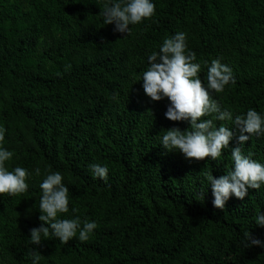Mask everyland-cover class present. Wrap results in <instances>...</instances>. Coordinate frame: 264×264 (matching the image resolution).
Instances as JSON below:
<instances>
[{"label":"trees","instance_id":"1","mask_svg":"<svg viewBox=\"0 0 264 264\" xmlns=\"http://www.w3.org/2000/svg\"><path fill=\"white\" fill-rule=\"evenodd\" d=\"M105 2L0 0V125L14 152L6 166L32 172L25 193L0 194V264H31L34 249L39 264H264V248L241 243L246 232L264 242L255 224L264 185L220 210L204 175L232 169L236 140L218 161L166 152L161 130L189 124L166 119L168 99L151 101L141 79L149 55L185 32L197 62L221 57L233 71L235 85L211 93L221 108L264 115V0H152L156 14L130 34L104 25ZM199 75L206 86L207 68ZM242 148L264 164V136ZM93 163L108 167L107 181ZM49 169L69 188L70 211L58 218L98 224L86 242L78 232L67 244L30 242Z\"/></svg>","mask_w":264,"mask_h":264},{"label":"clouds","instance_id":"2","mask_svg":"<svg viewBox=\"0 0 264 264\" xmlns=\"http://www.w3.org/2000/svg\"><path fill=\"white\" fill-rule=\"evenodd\" d=\"M156 14L152 0H106L100 15L104 25L114 24V32L130 34V25H138L144 20L151 19ZM222 58L197 62L194 51L187 47V34L178 32L164 39L159 51H154L148 57V68L142 74L144 94L151 101L167 98L169 105L164 113L166 119L174 122L187 121L189 127L181 130L172 127L161 130L160 144L166 152H179L191 162H199L205 158L218 161L225 150H229L230 142L235 139L236 147L230 149L233 167L223 175L214 177L212 171L205 173V179L212 190L213 206L224 210L230 197L244 200L249 189L258 190L264 185V164L253 159L254 153H244L242 146L251 136H264V115L255 109H248L246 114L233 117L230 110L222 109L211 93H223L228 85H235L236 79L231 67L221 62ZM202 66L207 68V84L200 78ZM70 67V66H69ZM58 75H60L58 73ZM140 79V80H141ZM118 94H113V99ZM207 117H214L210 119ZM215 121H231L234 128L226 124L217 125ZM6 129L0 125V194L16 196L28 190L26 181L32 172L17 166L11 171L6 162L11 161L14 152L3 147ZM237 132L239 133L237 135ZM247 135H246V134ZM95 178L108 180L109 169L98 163L90 165ZM39 176V168L34 169ZM59 171L49 169L46 178L40 184L42 196L39 202L38 217L42 223L39 227L29 230L30 242L39 246L42 240L57 238L67 244L79 233V240L86 242L98 224L89 222L87 218L81 221L79 216L72 219H60L59 214H65L69 209V188L63 183ZM206 191L198 195L204 199ZM73 213L77 210L71 209ZM19 215V214H18ZM255 224L264 227V214L257 213ZM47 225V226H45ZM242 245H253L264 248V242L245 233ZM31 264H39L41 253L32 250Z\"/></svg>","mask_w":264,"mask_h":264}]
</instances>
